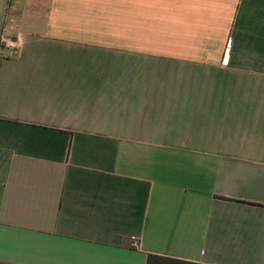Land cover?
<instances>
[{"label":"crops","instance_id":"crops-1","mask_svg":"<svg viewBox=\"0 0 264 264\" xmlns=\"http://www.w3.org/2000/svg\"><path fill=\"white\" fill-rule=\"evenodd\" d=\"M0 264H264V0H0Z\"/></svg>","mask_w":264,"mask_h":264},{"label":"trees","instance_id":"trees-1","mask_svg":"<svg viewBox=\"0 0 264 264\" xmlns=\"http://www.w3.org/2000/svg\"><path fill=\"white\" fill-rule=\"evenodd\" d=\"M146 264H196L187 261L171 259L167 257L157 256V255H148Z\"/></svg>","mask_w":264,"mask_h":264},{"label":"built area","instance_id":"built-area-1","mask_svg":"<svg viewBox=\"0 0 264 264\" xmlns=\"http://www.w3.org/2000/svg\"><path fill=\"white\" fill-rule=\"evenodd\" d=\"M0 48L17 51L19 49V46L16 41H13L4 37L3 35H0Z\"/></svg>","mask_w":264,"mask_h":264}]
</instances>
